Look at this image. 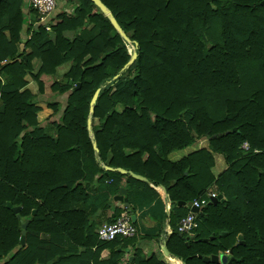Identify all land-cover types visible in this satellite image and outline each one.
<instances>
[{"label":"trees","instance_id":"16d2710c","mask_svg":"<svg viewBox=\"0 0 264 264\" xmlns=\"http://www.w3.org/2000/svg\"><path fill=\"white\" fill-rule=\"evenodd\" d=\"M23 1L0 0V264H125L136 237L100 242L89 220L121 184L133 208L107 223L164 188L165 248L180 264L227 253L231 264H264V0H99L129 44L89 0H60L50 31L31 27ZM45 85L51 114L37 106ZM201 139L208 151L168 161ZM210 152L225 163L216 178ZM134 185L143 190L130 195ZM211 186L224 202L200 210L191 236L178 234L187 214L176 205ZM131 255L130 264H164Z\"/></svg>","mask_w":264,"mask_h":264},{"label":"crops","instance_id":"0c3cea01","mask_svg":"<svg viewBox=\"0 0 264 264\" xmlns=\"http://www.w3.org/2000/svg\"><path fill=\"white\" fill-rule=\"evenodd\" d=\"M60 3H59V5H60ZM23 4H24V12H26L27 11V0H24ZM28 17H29V19H31V16L27 15V21H28ZM55 24L56 23L52 21L49 23V25H50L49 27L54 26ZM67 35H70V33H68ZM21 37L23 39H24V37L28 38V35L25 36L24 30L21 32ZM62 67H64V69H62V70H65V71H62V70L60 71L63 73H58V71H57V74H60V75L64 74L68 70L69 65H67V64L63 65L60 68H62ZM37 68H38V62H35L34 72H36ZM60 68H58L57 70H59ZM47 92L48 91L45 88L44 93H47ZM49 93L51 94L50 90H49ZM50 94H48V95H50ZM60 100L61 99H57L56 101L61 102ZM44 101H47V99ZM37 106L40 107L44 113L51 114V110L47 108V104H45V107H42L39 105V101L37 100ZM200 150H207L208 151V143L205 139H201V140L195 142L192 146L187 147L181 151H176V152L170 153L167 156V159L170 163H175V162H178L181 159L187 157L188 155H190L194 152L200 151ZM210 154L212 155V158H213V166L210 169V172H211V175L214 178H216L222 171H224L225 163H224V161L220 155L212 154L211 152H210ZM145 159H146V156L144 155L142 157V160H145ZM106 167H107V164L104 165V170ZM129 173H131V172H129ZM135 176H137V175H135ZM141 178H143V177H141ZM143 179H144V181L138 180V179H136V180H138L140 182H147V180L145 178H143ZM120 187L125 190V198H127L129 206L125 207L123 204L118 206V205H116L115 202L112 201V199H113L112 198L110 200V202L108 203L106 209H104V210L98 209L96 212L92 213V215L90 216L89 220L94 224L95 231L100 225L107 223V221L110 218L114 217V213H113L114 210L122 211L123 209L133 208L132 203H130V198L126 196V194H127L126 186L124 184H121ZM142 190H143V187L141 185L140 186L134 185L133 189H129L128 191H130V195H131L132 192H135V191L141 192ZM156 191H158V193H159V198H157L156 200H154V201H152V202H150L144 206L135 208V211L133 214V216L135 217V223H133V224H134L135 229L137 231V235H136V238L134 239L133 246L129 247L130 251L125 256V260H127L129 257H132V255H131L132 252H134L135 250H138L142 253V255L146 259H149L150 257H154L164 264H180V262L177 259L171 257L169 253H167V255H165V253L162 251V246L165 245L166 238L172 234L173 230L169 226L168 216L170 214L169 213L170 212V206H168L166 203L165 189L161 187L159 190L157 189ZM208 192L216 193L215 186H211L210 189L208 190ZM177 207H183L185 214L190 212V209L186 206V204L182 205V204L178 203L176 205V208ZM130 216L131 215H129V218H130ZM162 219H164L163 222H162ZM132 259H133V257H132Z\"/></svg>","mask_w":264,"mask_h":264},{"label":"built area","instance_id":"2783aa9c","mask_svg":"<svg viewBox=\"0 0 264 264\" xmlns=\"http://www.w3.org/2000/svg\"><path fill=\"white\" fill-rule=\"evenodd\" d=\"M60 0H27V10H30L31 19L28 17V23L33 29L43 27L46 31H50L49 19L59 5ZM72 10V6L63 9L68 15ZM242 148L247 149V145L243 144ZM214 192H207L201 200H195L190 206L200 211L204 206L209 204L210 199L215 198ZM197 227V214L191 211L181 218L176 224V232L180 235L191 236ZM96 235L100 242H111L116 238L132 239L136 237L137 231L129 217H120L111 223H104L96 229Z\"/></svg>","mask_w":264,"mask_h":264},{"label":"water","instance_id":"95a60500","mask_svg":"<svg viewBox=\"0 0 264 264\" xmlns=\"http://www.w3.org/2000/svg\"><path fill=\"white\" fill-rule=\"evenodd\" d=\"M102 14L103 16L109 21L110 25L112 26V28L114 29V31L119 35V37L124 40L127 44L130 43L129 39L125 36V34L123 33V31L121 30V28L118 26V24L116 23L113 15L111 14V12L99 1V0H89ZM261 4H264V1L261 3ZM136 46V45H135ZM23 52V45H20L19 46V53H22ZM24 59V57H23ZM136 59V54L135 53H132L131 54V57L129 59V61L127 62V64L123 67L122 70L126 69L127 67H129L133 62L134 60ZM79 88V84H77L74 88H73V91H76L77 89ZM98 93H99V89L95 91V93L93 94V97L89 103V117H88V120H87V127L88 129H90V124H91V114L93 113V107H94V104H95V101L97 99V96H98ZM94 147V151L97 152V149L95 147V144L93 145ZM105 171L106 173L108 172H118L122 175H128L129 177H132L134 179H138V180H143V178L139 177V176H135L129 172H126L122 169H111V168H108L106 167L105 168ZM113 202L116 203V205H121L123 204L125 207H128L129 204H128V201H127V198H125V190L123 188H120L117 195H115L112 199ZM217 202H224V199L222 198L221 195H217L215 198H212L210 199V202L209 204H215ZM179 204H182L184 205L183 203H179ZM190 211L192 213H195V214H198L200 211H198L196 208H193L190 206V203H188L186 205ZM6 208H10L11 212L13 214H17L18 211H19V208L18 207H13L11 208V205L10 204H7L6 205ZM32 215H34V212H32ZM130 221L131 223H135V217L133 215L130 216ZM26 225L27 223L24 222L20 225V229H21V237L19 239V243H20V246H23L24 245V236H25V229H26ZM239 240H241V237H238ZM207 240H203V242H206ZM162 251L165 253V255H167V250L165 248V245L162 246ZM132 260V257H129L127 259V262L125 264H130ZM233 261V259L230 257V255L227 253V254H219L217 256H209V257H203L202 258V262L203 263H212V264H231Z\"/></svg>","mask_w":264,"mask_h":264},{"label":"rangeland","instance_id":"374dc122","mask_svg":"<svg viewBox=\"0 0 264 264\" xmlns=\"http://www.w3.org/2000/svg\"><path fill=\"white\" fill-rule=\"evenodd\" d=\"M28 37H29V35H28ZM132 51V48H129V52H131ZM35 64V62L33 63V65ZM65 67V66H64ZM64 67H62V68H60L59 70H57L58 71V73H63V72H60L62 69H64ZM62 71H65V70H62ZM58 79H60L61 77H62V75H60V74H57V76H56ZM27 80H28V84H27V86H26V89H28V90H30L31 92H33L34 93V95H36L37 94V88H36V86H35V84H34V82L29 78V77H27L26 78ZM45 88L47 89V93H43V95H37L36 97H37V100L39 101V105L40 106H42V107H45V104L47 103V101H44V100H50V101H52L53 99H52V97H51V94L49 93V88H48V86H46L45 85ZM48 94H50V95H48ZM61 98V97H60ZM60 98H57V99H60ZM61 100L63 101V99L61 98ZM44 102V103H43ZM216 194V196H217V192L215 193Z\"/></svg>","mask_w":264,"mask_h":264}]
</instances>
